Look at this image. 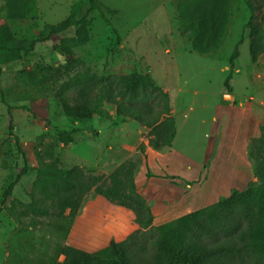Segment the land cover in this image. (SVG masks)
Returning a JSON list of instances; mask_svg holds the SVG:
<instances>
[{
	"label": "rangeland",
	"instance_id": "obj_1",
	"mask_svg": "<svg viewBox=\"0 0 264 264\" xmlns=\"http://www.w3.org/2000/svg\"><path fill=\"white\" fill-rule=\"evenodd\" d=\"M178 1L96 0L98 8L89 12V0H38L36 18L12 24L16 43L27 51L0 67V264L36 262L59 243L94 252L138 228L131 210L93 190L67 238L54 229L53 218L34 213L32 206L43 207L34 205L40 196L37 154L48 143L54 144L59 168L77 165L106 186L116 167L139 159L135 184L150 201L152 229L257 182L247 147L264 123V53L251 61L244 27L251 14L258 19L260 1L230 0L222 43L206 54L184 36ZM76 5L74 19L85 17V27L51 33L49 26L65 20ZM241 37L228 93L229 57ZM117 73L149 74L168 93L177 122L169 148L152 149L148 130L116 115L112 104L104 103L109 119L64 114L59 95L68 81L80 74ZM63 130L73 142L59 140ZM23 155L30 169L3 198Z\"/></svg>",
	"mask_w": 264,
	"mask_h": 264
},
{
	"label": "trees",
	"instance_id": "obj_2",
	"mask_svg": "<svg viewBox=\"0 0 264 264\" xmlns=\"http://www.w3.org/2000/svg\"><path fill=\"white\" fill-rule=\"evenodd\" d=\"M37 1L4 0L1 5L0 67L21 59L27 51L16 43L12 24L36 18ZM259 1L258 19L251 14L244 27L249 29L252 62L264 53V0ZM229 3L230 0L177 2L181 30L194 50L206 54L220 47L229 21ZM246 5L253 11L250 2L246 1ZM97 8L96 0H89L88 11ZM76 10L77 5L65 20L50 25L51 33L63 31L71 25L81 24L83 29L87 19H74ZM242 40V37L238 40L229 57V73L224 80V90L228 93L231 92L230 79ZM59 100L64 114L73 119H91L94 115L109 119L111 114L104 103L114 105L116 115L148 128V145L156 151L169 148L175 137V119L168 93L149 74H80L63 86ZM13 128L14 125L9 123L11 132ZM259 131L247 147L256 183L153 229L151 207L135 184L139 159L128 160L116 167L109 174V185L106 186L100 182L99 176L87 173L77 165L59 168L54 144L48 143L43 154H37L39 164L35 188L39 189L40 196L34 205L41 203L43 207L32 206L34 213L53 218L54 229L67 238L85 196L93 190L111 203L131 210L138 228L125 239L110 240L105 247L94 252L59 243L54 246L52 255L38 258L36 262L20 263L16 260L14 264H264V123L259 125ZM59 140L67 144L73 142V137L63 130ZM23 160L22 168L8 183L3 198L11 194L29 171L25 155Z\"/></svg>",
	"mask_w": 264,
	"mask_h": 264
},
{
	"label": "crops",
	"instance_id": "obj_3",
	"mask_svg": "<svg viewBox=\"0 0 264 264\" xmlns=\"http://www.w3.org/2000/svg\"><path fill=\"white\" fill-rule=\"evenodd\" d=\"M247 44H248V43H247ZM172 103H173V101H172ZM172 107H173V108H172ZM171 108H172V109H171V113H172L174 119L176 120L175 115H174V113H175V107H174L173 105H171ZM176 123H177V122H176ZM176 123H175V125H177ZM143 127H144V126H143ZM176 127H177V126H176ZM144 129H147V130H148V128H146V127H144ZM175 137H176V136H175ZM174 139H175V138H174ZM173 142H174V140H173ZM108 147H109V146H108ZM136 187H137V186H136ZM137 190H138V192H139V189H138V188H137ZM139 193H140V192H139ZM146 201L150 204V201H149V200L146 199ZM85 203H86V202H85ZM85 203H84V204H85ZM84 204L82 203V206H84ZM85 207H87V206H85ZM80 209H81V208H80ZM78 213H79V212H78ZM78 215H79V214H77V216L75 217L73 223H75V220L77 219ZM68 235H69V233H68ZM67 237H68V236H67ZM65 244H67V243H65ZM68 245H69V244H68Z\"/></svg>",
	"mask_w": 264,
	"mask_h": 264
}]
</instances>
